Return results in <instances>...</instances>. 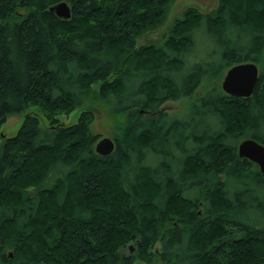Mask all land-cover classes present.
Here are the masks:
<instances>
[{"label": "trees", "instance_id": "1", "mask_svg": "<svg viewBox=\"0 0 264 264\" xmlns=\"http://www.w3.org/2000/svg\"><path fill=\"white\" fill-rule=\"evenodd\" d=\"M169 1L0 0V125L28 105L46 121L26 113L0 135V264H264V174L236 154L264 146V0L186 8L136 45ZM197 36L217 46L204 62L189 61ZM244 61L260 65L251 94H225L217 79ZM95 82L124 115L106 155L89 110L56 118ZM180 98L184 113L160 108Z\"/></svg>", "mask_w": 264, "mask_h": 264}, {"label": "rangeland", "instance_id": "2", "mask_svg": "<svg viewBox=\"0 0 264 264\" xmlns=\"http://www.w3.org/2000/svg\"><path fill=\"white\" fill-rule=\"evenodd\" d=\"M215 6L216 0H171L167 3L165 11H163V14L156 25L140 33L139 36H137L135 39V44L141 45L148 42H160L161 36L165 33V31L171 24L172 19L175 16L179 15L180 11L186 8H194L201 13H205L214 9ZM216 47L217 46L215 43L209 42L205 39L198 40L197 36L194 41L193 48L199 56H193L190 58H199L189 61L195 62L199 60L200 62H204V58H207L209 52L213 51ZM259 57L264 68V45L259 53ZM258 67H260V65H258ZM220 80L221 78L217 79L218 84L220 83ZM97 87L98 82L92 83L88 93L85 95L78 107L74 108L66 114L56 115V118L61 124H70L75 122V119L80 111L89 110L92 114V118L90 123L88 124V129L92 134L96 135V140L101 137L111 138L113 132L115 131V128L123 121L124 116L121 113L112 114L109 112L107 105L98 98ZM189 100L190 99L186 98L167 100L161 104L160 108L167 114L178 116L186 111ZM26 113L35 114L38 120V125L40 127H44L46 125L44 116L38 110V108L36 106L28 105L23 111L10 114L5 117L4 121L0 125V135L4 137L12 136L19 126L24 114ZM94 143L92 147L94 146ZM152 161L154 163L155 158ZM249 183L251 184L252 182L250 181ZM254 217H256V212L253 209L249 208L244 212L243 218L245 219L244 221L246 223L250 222L252 219H254ZM125 250L128 251L127 248ZM131 264H145V262L143 260L134 258L131 261Z\"/></svg>", "mask_w": 264, "mask_h": 264}, {"label": "water", "instance_id": "3", "mask_svg": "<svg viewBox=\"0 0 264 264\" xmlns=\"http://www.w3.org/2000/svg\"><path fill=\"white\" fill-rule=\"evenodd\" d=\"M48 10L56 16L67 18L69 16V6L65 1H58L48 7ZM258 76V68L250 61L239 62L228 67L220 80V89L227 95L236 97H247L251 94ZM113 148L110 138L101 137L95 141L93 150L99 155L108 154ZM238 157L246 158L253 162L258 171L264 174V146L251 139L245 138L238 141L236 145ZM131 249V245H127Z\"/></svg>", "mask_w": 264, "mask_h": 264}]
</instances>
